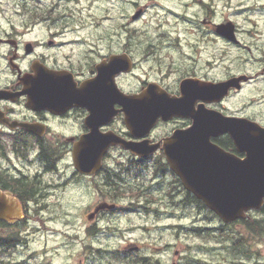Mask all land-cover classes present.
<instances>
[{
    "label": "flooded vegetation",
    "instance_id": "1",
    "mask_svg": "<svg viewBox=\"0 0 264 264\" xmlns=\"http://www.w3.org/2000/svg\"><path fill=\"white\" fill-rule=\"evenodd\" d=\"M217 1L223 3L220 12ZM198 7L199 47L194 48L188 41L193 55L186 54L183 73L171 86L166 84L167 77L150 79L141 75H136L134 88L123 86L122 80L128 75L135 77L140 64L129 42L111 47L108 36L104 46L96 41H80L77 34L81 31L69 9L66 14H44L31 12L26 2H20L22 24H9L7 29L0 25V192L17 202L13 205L17 219L0 220V240L4 241H0V248L14 246L17 241L19 231L9 235L8 230H19L34 212L48 210V200L59 189L73 185L78 190L82 180L99 200L86 216L93 225L87 230L89 234L97 232V222L105 214L153 212V204L143 201L156 195V186L164 184L168 205L176 201L189 205L193 195L171 169L163 141L198 121L211 132L224 124H229L231 132L248 129L249 124L264 129V0H240L234 7L231 0H200ZM238 13L241 19L235 17ZM71 34L74 38H69ZM142 50L141 62L147 61L148 51ZM197 54L198 61L194 60ZM113 57L123 61L128 57L131 61L129 72L114 75L117 89L126 96L141 95L152 84L156 93L179 98L180 84L185 81L186 116L167 120L159 117L145 133L142 128L137 130L136 134L142 136L132 134L120 112L123 106L117 103L113 105L116 114L110 116L108 108L103 117L97 118L94 102L79 101L78 93L83 83L101 76ZM95 132L112 134L139 146L141 152L114 143L101 157L99 168L81 172L74 162V151L82 137ZM210 142L227 154L245 157L229 131L210 137ZM132 205L136 212L130 211ZM262 208L250 212L249 218L264 216ZM186 234L189 236V231ZM140 249L130 241L122 247L124 253L144 255Z\"/></svg>",
    "mask_w": 264,
    "mask_h": 264
},
{
    "label": "rangeland",
    "instance_id": "2",
    "mask_svg": "<svg viewBox=\"0 0 264 264\" xmlns=\"http://www.w3.org/2000/svg\"><path fill=\"white\" fill-rule=\"evenodd\" d=\"M199 1L0 0V25L7 29L9 24L16 27L22 24L20 2H26L31 12L44 14L49 11L66 14L69 9L81 31L77 34L80 41H96L104 46L108 36L111 47L118 46L122 41L129 42L134 59L140 64L134 71L135 77L128 75L122 80L123 86L134 88L136 75L148 76L150 79L164 76L167 77L166 84L171 86L183 73L187 64L186 54L194 52V49H188V41L194 48L199 47L200 35L196 32L199 31L196 23ZM231 1L234 7L240 0ZM216 3L217 11L220 12L223 3ZM229 12L232 14V10ZM235 17L242 18L240 13ZM133 31L135 33L127 39V32ZM69 38H74V34ZM149 45L152 46L153 54L148 53V60L141 62L142 49ZM199 59L197 54L194 60ZM78 184V190L73 185L63 186L53 199L48 200L47 203L51 205L47 211H36L19 230H8L9 235L15 231L20 234L17 233L14 246L0 248V264H123L111 259L106 251L122 250L128 241L140 245L139 251L153 257L159 264H172L173 261L176 264L186 263L187 257L191 259L189 263L225 264V257L229 258L227 249L224 250L216 239H205L192 232L203 225L218 226L219 220L212 219L204 205L205 208L190 202L183 206L178 201L168 205L164 184L156 186V195L144 198L147 200L143 201L145 204H153V212L105 214L97 222L99 225L96 224L97 232L89 234L87 230L93 225L86 216L99 200L86 182L82 180ZM156 203L157 206H154ZM255 219H259V215L256 214ZM188 231L189 236L186 234ZM226 232L229 238H242L243 243L249 244L255 260L264 261V233L256 235L247 232L245 226L237 222ZM230 243V239L226 240L225 245L229 246ZM206 247L213 248V253L206 251Z\"/></svg>",
    "mask_w": 264,
    "mask_h": 264
},
{
    "label": "water",
    "instance_id": "3",
    "mask_svg": "<svg viewBox=\"0 0 264 264\" xmlns=\"http://www.w3.org/2000/svg\"><path fill=\"white\" fill-rule=\"evenodd\" d=\"M223 27L230 30L229 26ZM121 61L117 57L111 58L107 69L101 71V76L83 83L80 88L78 100L94 102L97 118L103 117L108 108L110 116L116 114L113 105L117 103L123 106L120 112L124 113L126 125L132 134L142 136L136 134L137 130L142 128L145 133L159 117L167 120L173 116H186L185 81L180 84L179 98H170L165 92L156 93L152 84L141 95L126 96L114 83L117 72L131 70L128 57L122 66ZM116 65L121 67L113 70ZM228 125L224 124L216 132H211L205 131V124L198 121L190 129L176 133L173 140L163 141L169 165L180 178L185 190L224 224L244 219L249 211L259 210L264 205V129L249 124L248 129L231 132ZM223 131L230 132L238 151L245 155L243 159L225 153L210 142V137ZM114 143L130 151L141 152L135 144L119 140L112 134L100 135L95 132L82 137L74 151V162L77 161L78 169L89 173L91 168H99L101 157ZM16 203L15 199L7 198L0 192V220L12 222L17 219L13 209Z\"/></svg>",
    "mask_w": 264,
    "mask_h": 264
},
{
    "label": "trees",
    "instance_id": "4",
    "mask_svg": "<svg viewBox=\"0 0 264 264\" xmlns=\"http://www.w3.org/2000/svg\"><path fill=\"white\" fill-rule=\"evenodd\" d=\"M135 32L133 31L132 33L127 32L128 37L132 36V34H134ZM152 46H147L144 47V50H147L148 53L153 54V52L151 51ZM32 194V191L30 193V195ZM190 202L199 205V207H204L203 204L197 200L194 196H190ZM205 208V207H204ZM129 209V208H128ZM130 211L136 212L137 208H135V206H131L130 207ZM264 209V207L262 208V210ZM207 210V214L210 215L212 217V219H214L215 221H218L219 219L216 217V215H214V213L210 212L208 209ZM208 219V218H207ZM210 220V219H209ZM236 222L231 223V224H223L220 220H219V225L218 226H214V227H208L206 225L200 226L195 228L194 230H192V232L194 234H196L197 236H200L202 238L205 239H210V238H214L217 240V243L221 246H223L224 250L227 249V254L229 255L228 257H225V264H264V261H262L261 259H256L254 258V255L251 254V251L249 249V244L243 243L242 242V238L240 237H234V238H229V234L226 232L227 228L233 226ZM237 223H241L245 226V230L248 232H252L256 235H261L264 233V216L261 219H244L241 221H237ZM219 232L217 235L216 233ZM219 237H221L222 241H219ZM9 240L11 238H8ZM231 241V245L227 246L225 245L226 240ZM245 241V239H243ZM2 243L4 242L3 240H0ZM206 251H210L211 253H213V248L210 247H206L205 248ZM106 253L110 254V258L117 261V262H122L123 264H159L158 262H154L149 258H146L145 255H141L135 252H131V253H124L122 250H117V251H106ZM215 254V252H214ZM124 256V258H123ZM150 260V263H147V261ZM186 263H180V264H201L199 261H193L192 263H189L188 260L191 261V259H189L187 257L186 259ZM210 264H220V263H210ZM221 264H224L221 262Z\"/></svg>",
    "mask_w": 264,
    "mask_h": 264
}]
</instances>
